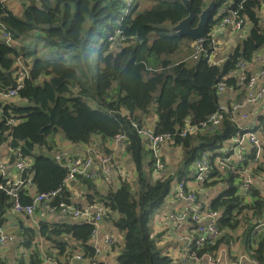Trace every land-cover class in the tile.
I'll list each match as a JSON object with an SVG mask.
<instances>
[{"label":"trees","instance_id":"16d2710c","mask_svg":"<svg viewBox=\"0 0 264 264\" xmlns=\"http://www.w3.org/2000/svg\"><path fill=\"white\" fill-rule=\"evenodd\" d=\"M23 1V14L18 16L0 0V23L19 42L9 46L0 38V68L13 74L18 57L33 58L29 78L24 81L17 99L7 102L0 112V148L19 149L22 158L32 163L31 169L22 174V179L29 174V182L20 190L22 204L31 202V189L47 193L63 185L67 170L51 154L55 145L50 139L52 136L60 133L73 144H89L95 135L112 140L124 134L126 151L138 174L136 186L132 188L122 181L117 190L87 196L88 206L96 202L102 206L104 219L112 221L124 235L118 264H176L157 244L150 228L152 216L166 203L176 177L182 180L203 152L217 156L238 134L255 129H242L235 120L237 116L230 113L223 116L221 124L213 131L199 130L186 138H176L175 144L185 152L179 172L154 179V156L133 124L146 127L143 117L150 115L155 107L157 122L153 132L174 134L187 122L200 124L216 112L221 104L218 85L225 82L228 87L237 88L238 82L232 74L239 71L238 63L245 66L252 63L264 48V24L259 17L264 0H244L242 14L251 29L219 65L209 61L215 51L208 45L206 53L198 60L172 59L185 44L191 50L190 56L194 53L193 39L172 32L174 26L189 16L179 0H133L128 13H125V0ZM211 1H190L196 16L193 27ZM214 1L216 6L208 31L216 23L214 17L218 8L230 1L236 2V7L243 2ZM31 36L44 43L43 54L48 58H40L37 49L30 51L23 46L22 41ZM116 36L124 39L122 48L113 42ZM94 54L97 56V83L91 100L96 102V109L87 103L95 81L88 65ZM2 71L0 89L9 90L10 83ZM86 76L84 82L82 77ZM8 119H13L15 124H9ZM38 147L45 148L47 154H36ZM246 153L248 165L254 168L255 174L261 170L264 154L260 163L254 165L251 163L254 151ZM17 159L16 155H11L10 164ZM212 165L214 174L203 189L226 183V190L211 203V209L220 214L218 225L222 237L215 247L199 254L217 251L230 241L240 240L247 252H253L258 263L264 264V230L253 234L254 228L264 221L261 195L264 189L254 186L253 200L246 204V195L240 189L242 177L220 172L214 159ZM224 175L228 177L223 179ZM6 182L0 175V184ZM85 183L91 185L93 181ZM59 201L71 202L68 191L49 207ZM11 209L12 199L0 193V227L6 223ZM92 232V225L76 220L54 224L40 222L35 230L24 229L19 244L31 254L28 263L21 259L20 264H42L39 241L47 242L49 249L69 260L76 251L69 239L84 249V253L81 252L85 259H91L96 253L90 243ZM47 255L51 257L48 252ZM0 264H8L1 255Z\"/></svg>","mask_w":264,"mask_h":264},{"label":"built area","instance_id":"2783aa9c","mask_svg":"<svg viewBox=\"0 0 264 264\" xmlns=\"http://www.w3.org/2000/svg\"><path fill=\"white\" fill-rule=\"evenodd\" d=\"M7 0H1L5 4ZM126 11L128 13L133 0H125ZM243 2L236 7V2L230 1L216 10L214 17L216 23L207 32L206 37L199 41H194V53L189 57L194 60H198L203 53H206L205 46L214 47V51H218L216 47V34L221 30L228 29L231 33L237 36L238 41H243L250 29L247 28L248 20L245 15L242 14ZM264 11V1L261 3L260 12ZM259 12V17H260ZM264 21V20H263ZM0 38L9 46L13 45V38L11 33L0 23ZM123 38L115 37L113 42L119 47L123 46ZM214 54L210 55L209 61L211 63L219 65L221 60L215 58ZM260 56L256 57V59ZM245 64L238 63V69L241 71V84L248 87L250 91L246 94L245 100L238 104H223L221 103L216 112L208 117V119L200 124L191 125L186 123L185 127L174 134L164 133L157 134L153 130L147 127L139 128L137 124H133L137 130L138 135L147 141L150 150L155 159V172L159 173L165 168V162L163 159L162 149L167 144L173 145L176 138H186L189 135L195 134L199 130L213 131V128L218 127L221 124L222 118L226 114H234L237 116L240 109L248 104L258 103L264 98V68L255 74L248 76L244 74ZM29 59L24 56H20L16 59L15 70L12 77L16 81L17 89L9 90L0 89V112L2 107L9 101L15 100L18 97V92L23 88V83L29 78ZM258 86L256 89L255 87ZM232 89L228 87L225 82H221L217 90L222 93L226 90ZM247 116L243 115L241 119H246ZM9 124L14 125L13 119H8ZM116 149L121 148L126 150L127 138L124 134L117 135L114 139ZM245 141L250 142L252 151H254L253 164L260 163L264 154V144L261 142L255 134L247 132L245 134H238L231 142V147L223 154L214 156L212 153L203 152L200 157L193 164L195 181L203 187L208 181H211V177L214 174V166L212 160L216 163V167L220 172L225 174L240 175L242 177V184L240 189L249 202H252V189L254 187V174L251 169H244L247 163V157L243 143ZM114 149L112 152H104L96 147H89L86 154L82 157H76L73 159H66L63 157L62 152L56 151L54 157L56 162L63 166L67 170L66 178L62 187L47 193H32V199L29 204H22L20 197V190L25 183L29 182V174L26 179H22V174L28 172L32 163L28 159H23L21 150L10 149L8 151L10 155H16L17 160L14 163V167L20 175L18 180H10L7 177L6 169L7 163L0 159V175L7 180L5 184H0V193H4L7 197L12 199V209L10 212L21 215L24 217L32 218L35 212L43 205L46 204L50 212H57L61 215L68 216L72 220H76L82 223L90 224L93 226V232L91 235L90 243H94L96 250L95 255L91 259H85L82 253H78L72 257V259L80 264H108L101 261V255L104 249H111L116 238L111 234L104 235L101 239L99 237V228L104 219L105 212L100 205L83 206L79 207L72 202L59 201L56 204L49 207L57 197L64 195L72 185L79 183L81 179L93 181L97 176H107L111 171L116 168L121 170L119 158L115 154ZM123 180L133 186L131 178L121 172ZM172 192V190H171ZM261 195L264 198V190L261 191ZM173 199L181 207L174 210L169 215V221L175 228L178 238L185 243V251L179 258L176 264H259L256 258L252 255L253 252L247 255L239 256L235 259L226 258V251L219 249L213 252H204L199 254L200 251H204L206 248L215 247L222 237V232L219 229L220 214L217 211L208 209L203 206L199 199V194L190 189L187 183L180 180L174 192H172ZM248 202V201H247ZM264 230V221L258 224L253 234ZM10 240V236L7 232L0 227V246H6ZM236 242L232 241L231 245ZM101 244H103L101 248ZM42 264H53L56 261L54 258L47 255L42 251ZM57 263V262H56Z\"/></svg>","mask_w":264,"mask_h":264},{"label":"crops","instance_id":"0c3cea01","mask_svg":"<svg viewBox=\"0 0 264 264\" xmlns=\"http://www.w3.org/2000/svg\"><path fill=\"white\" fill-rule=\"evenodd\" d=\"M22 2L23 0H14L13 6L15 7L14 8L15 11H13L11 8L9 9L12 10V12L16 13L17 15L21 16V13L23 11ZM215 40H216V47L218 49V51L215 52V58L221 60L220 64H223L225 62V58L227 57V55L231 54L235 50V48L239 46L241 43V41H236V35L234 33H231L228 29L221 30L220 32H218L216 34ZM183 49L185 50L186 48ZM183 49H181L178 52V55L183 51ZM188 58L189 55L186 56L183 60H186ZM262 67H264V54H261L260 58L254 60L252 63L247 64L244 67V70L242 71L244 74L255 75L261 70ZM241 74H242L241 71L232 74V76L236 78L238 82V86L237 88H235V86H232V89L220 93V103L231 105V104H238L244 102L246 94L250 91V89L241 84L240 81ZM257 87L258 86H256L255 89ZM243 115H246L247 118L241 119ZM143 118L146 124L145 126L150 130H154L155 124L157 122V114L155 107L151 109L150 115H147ZM261 118H264V98L258 103L248 104L247 106H244L242 109H240L235 120L238 126H240L242 129H246L248 131L255 129L251 131V133L255 134V136L264 144V121L261 120ZM50 139L55 144L54 150L51 154L54 155L56 151L58 152L61 151L63 157L66 159H73L76 157L84 156L89 147H96L99 150L101 151L104 150L106 152H112L114 149H116V145L113 139L103 140L100 135L93 136L89 144H83V143L73 144L67 141L64 138V136L60 133L55 134ZM231 143L232 142L226 143L224 147L221 149V151L217 152L218 155L225 153L231 147ZM243 146L246 152L249 153L252 151L250 142L245 141L243 143ZM42 149L43 151H45V148ZM43 151L42 153H44ZM162 152H163V159L165 162V168L161 172H159V174H162L163 175L162 177H168L177 174L184 159V155H185L184 150L180 146L174 143L173 145L167 144L166 146H164ZM115 154L119 158L121 170L114 168L111 171V173L107 176H97L93 180V183L91 185L85 183L88 180H84V179H81L79 183L72 185L71 188L68 190V194L70 195V200L73 204L79 207L88 206L86 200L87 196H95L96 193L105 194L110 189H114V190L119 189L121 182L124 181L123 177L121 176V172L127 174L131 178V181L133 179V176L137 177L138 179V174L135 169V165L133 163L131 155L127 153L126 150L121 148H117L115 150ZM10 156L11 155L10 152L7 150V147L0 148V157L2 160H4L7 163V169H6V173L8 176L7 178L10 180H18L20 179V175L17 172L16 168L14 167L15 166L14 163L10 164ZM261 162H262L261 170L255 172V174H254V168L248 165L249 161L244 166V169H251L253 171L255 178L254 186L256 189L259 190L264 189V159ZM157 178L158 177L154 179ZM182 180L187 183V186L190 189L195 190L198 193L199 191L194 189L193 187H198L203 189V187H201L195 181L193 165L190 171L187 172V175L182 177ZM236 180L239 183V180L238 179ZM179 181L180 180L178 178V182ZM34 191H35L34 189H31V193H34ZM172 192H174V189L172 190ZM172 192H170V195L166 203L164 204L165 210L162 211L161 213V215L165 216V220L163 222L161 221L162 225L160 227L162 229L158 234L155 235L153 233L152 234L156 238L157 244L163 249V251H166L167 253L166 256L170 257L176 263L178 262L179 258L183 255L185 251V243L178 238L174 226L169 221L170 213L181 207L180 205H178V203L174 201ZM199 199L204 207L211 209V203L213 200L209 199L208 194L199 193ZM247 203H250L248 198H246V204ZM96 204L98 205L97 202ZM116 217L117 215H115V218ZM7 218L8 219L3 226V229L10 236V240L8 242L9 246L6 248L7 253L5 255H2V257L6 259L8 264H18L19 263L18 261L21 260L17 257V254L20 248V244H19L20 236L24 229L32 228L35 230L36 228H38L40 222L54 224V223H65L72 221V219L69 218L68 216L61 215L57 212H50L46 204H43L35 212L32 218L16 215L12 212L8 213ZM14 228H16V233L19 234L17 236L19 237V243L14 242L12 244L10 242L12 238L11 229ZM113 230L117 231V229L114 227L112 223L108 222V220L103 219L99 228L100 239L106 234H111L116 238V242L114 243L112 248L104 249V252L100 257L101 261L106 262L108 264H118L117 257L112 259V256L115 254V250L117 249V245L120 241V235L118 234V231L116 235H114L112 233ZM68 241L69 243H71L73 246L76 247V251L74 252L73 256H75L78 253H82V252L84 253L83 251L84 249L79 244L72 242L69 239ZM38 243L40 249L45 253L47 252L50 253L51 257L54 258V260L57 262L53 264H80L79 262H76L71 258L67 260L65 256L59 255L58 252L54 249L53 250L49 249L50 245L47 242L39 241ZM91 244L94 247V243L92 242ZM6 246L3 247L0 246V248H4ZM102 246L103 244H101V248ZM10 247H13V252L11 253L8 252V249ZM220 249H224L226 251V258L235 259L239 256H243V255L249 256L250 254V252L249 253L247 252V250L242 245V242L240 240L236 241V243L233 245H231V241H230L229 243H226L225 245L221 246ZM9 259H11L10 262ZM246 264H250V263H246Z\"/></svg>","mask_w":264,"mask_h":264},{"label":"rangeland","instance_id":"374dc122","mask_svg":"<svg viewBox=\"0 0 264 264\" xmlns=\"http://www.w3.org/2000/svg\"><path fill=\"white\" fill-rule=\"evenodd\" d=\"M13 3H14V0H7L6 2H5V4L9 7V8H11L13 11H15L14 10V6H13ZM23 3V7H24V1L22 2ZM11 10V11H12ZM21 12V11H20ZM23 12V11H22ZM14 13V12H13ZM15 15H17L16 13H14ZM23 13H21V15H22ZM19 16V15H18ZM260 20H261V22L264 24V11L262 10V12H260ZM247 28L248 29H250L251 28V24L248 22V25H247ZM236 41H238V39H237V36H236ZM22 43L24 44L23 46H25V47H27L30 51H33V50H36L37 49V51H38V53H39V56H40V58H44V59H46V58H48L47 56H45L44 54H43V46H44V43L43 42H41V41H39L38 39H36V38H34V37H32L31 36V39L29 38V39H25V40H23L22 41ZM19 44V42H17V41H15L14 39H13V45H18ZM192 46V45H191ZM183 48H186V44H185V46L183 47ZM182 48V49H183ZM190 51L191 50H189V49H183V51L179 54V55H177V56H175V57H172V59L173 60H178V61H181V60H183L186 56H190ZM261 54H264V48L262 49V50H260V53H259V55L261 56ZM96 58H97V56L94 54L92 57H91V59L89 60V62H88V65H89V67H90V76L92 75L93 77H94V79H95V81H94V83L92 84V86H91V88H90V91H89V96H88V104H89V106H91L92 108H97V104H96V102L94 101V100H91V98H92V96H93V94H94V91H95V87H96V83H97V81H96V75H97V69H96ZM29 59V68H30V66L32 65V63H33V58H28ZM86 79H87V76L86 77H82V80H84V82L86 81ZM116 86H117V84H116ZM42 151H43V149L42 148H40V147H38V148H36V150H35V153L36 154H47V152H46V150L45 151H43L44 153H42ZM155 174H157V175H155ZM163 175L162 174H159V173H154V176H153V178H156V177H158V178H160V177H162ZM228 176L227 175H224L223 176V179H225V178H227ZM132 181H133V186H132V188H135V186H136V183H137V177H134L133 176V179H132ZM177 182H178V178H176L175 179V181L173 182V184H172V190L173 189H175L176 188V185H177ZM194 189H196V190H198L199 191V193L200 194H202V193H205V194H208V197H209V199L210 200H214V199H216L217 197H219V195L223 192V191H225L226 190V188H227V186H226V183H223V182H221V183H219L218 185H216V186H213V187H211V188H208V189H202V188H198V187H193ZM197 192V191H196ZM198 193V192H197ZM198 193V194H199ZM165 210V206L163 205L153 216H152V218H151V222H150V228H151V230H152V233L155 235V234H158L160 231H161V221L163 222L164 220H165V216L164 215H161V213H162V211H164ZM114 218H115V216H114ZM108 222H110V223H112V221H109L108 220ZM164 224V223H163ZM164 227V226H163ZM114 235H116V233H117V231H114L113 230V232H112ZM118 234L120 235V241H119V243H118V241H117V243H118V245H117V249L115 250V254L112 256V259H114V258H118V256L121 254V252L123 251V245H124V235L123 234H120L119 232H118ZM11 235H12V238H11V243L13 244L14 242L15 243H19V237H17L19 234L18 233H16V228H14V229H11ZM21 237V236H20ZM118 239V238H117ZM9 246V244L6 246V247H4V248H0V255L2 256V255H5L6 253H7V247ZM8 252H13V247H10L9 249H8ZM30 254H31V251L28 249V248H26V247H24V246H22V245H20V248H19V252H18V254H17V257L19 258V259H23L24 260V262H26V263H28V258H29V256H30ZM167 253H166V251H164V255H166ZM11 261V259H9V262ZM19 263L18 264H20V261H18Z\"/></svg>","mask_w":264,"mask_h":264},{"label":"water","instance_id":"95a60500","mask_svg":"<svg viewBox=\"0 0 264 264\" xmlns=\"http://www.w3.org/2000/svg\"><path fill=\"white\" fill-rule=\"evenodd\" d=\"M183 3L187 11L189 12V16L178 23L176 26L172 28V32L177 36H183L193 39L194 41L202 40L206 37L208 28L210 26L211 18L214 13V9L216 6V2L211 1L207 7L203 10L202 14L199 16L198 23L195 27H193V23L196 20V16L191 7V0H179ZM0 71L2 69L0 68ZM10 83V87L12 89H17V84L14 78L12 77L11 72L2 71ZM43 131V130H42Z\"/></svg>","mask_w":264,"mask_h":264}]
</instances>
